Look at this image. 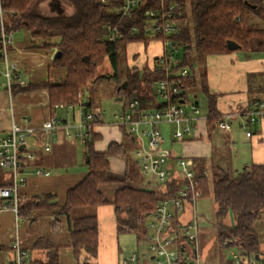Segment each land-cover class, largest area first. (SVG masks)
<instances>
[{
  "label": "trees",
  "instance_id": "16d2710c",
  "mask_svg": "<svg viewBox=\"0 0 264 264\" xmlns=\"http://www.w3.org/2000/svg\"><path fill=\"white\" fill-rule=\"evenodd\" d=\"M45 1L48 0H1V6L6 15V28L9 33L13 34L26 28L34 38L43 41V48L51 50L56 47L61 53L54 57L52 63V67L66 70V76L61 82L53 84L47 80L41 83L31 82L25 87L13 86V94L45 89L49 94L51 117L57 116L60 104H77L80 102V91L85 95L95 82L107 78L98 74V69L106 60L110 61L113 69L110 78L116 81L115 95L124 100L123 109L135 99L139 100L142 109L160 108L163 103L154 95V83L165 78V70L157 67V64L142 68L131 66L127 60V47L131 43L148 44L154 40L169 38L177 48H183V58L178 68L188 67L192 75L183 81L181 95L173 99L175 103L181 98L187 101L188 90L196 84L193 64L202 62L209 56L234 51L229 46L230 41L239 45L240 50L248 51L253 47L254 50L264 51V0H175L178 4L177 10L181 12L177 17L179 31L169 36L149 33L152 22L144 19L145 10L157 7L159 0H142L132 15L124 17L121 21L119 14L112 13L111 4H104L101 0H57L68 1L74 8L72 14L57 15L44 13L41 5ZM112 26H117L122 32L115 40H109L108 37ZM133 27H136L137 31L131 32ZM50 40L55 42L49 43ZM255 76L262 78L264 91V74ZM252 77L253 75L249 76L250 79ZM200 78L208 99L210 117L207 127L210 134L217 131L216 96L208 93L206 73ZM123 83H127L126 88ZM85 104L86 110L92 109V102ZM97 124H103L101 117ZM124 134L128 143L113 141L104 151L95 148L99 134L92 131L85 136L87 174L66 192L64 204L53 214L56 224L60 215L67 217L68 247L73 251L75 264H98L99 218L96 214L74 217L72 212L75 208L97 209L110 204L100 190L102 184L114 183L119 186L112 202L118 234L142 232L149 214L168 194L151 180L144 186L136 187L130 184L139 165L128 152L135 148V144L129 135ZM112 155L126 160L125 175L122 179L108 176ZM194 160L198 171L203 174L206 170L205 161ZM36 162L37 160L25 161V169L39 168ZM211 172L218 218L222 219L231 213L235 219L233 225L219 223L217 233L220 244L237 247L242 260L259 255L257 261L264 264L257 231L259 220L264 215V164L246 165L235 174L214 164ZM12 184V180L6 177V173L1 169L0 187ZM179 186L178 181L170 182L169 195L175 194ZM200 189L203 197L208 195L207 178L202 177ZM18 199V216L28 222L37 220V210H53L58 206L53 194H20ZM2 204L3 200L0 199V206ZM12 250L10 246L0 245V253ZM27 252L31 257V264H61L58 247L54 246L48 237L38 238ZM34 252L43 253V256L34 257ZM223 264H233V261L229 259Z\"/></svg>",
  "mask_w": 264,
  "mask_h": 264
},
{
  "label": "built area",
  "instance_id": "2783aa9c",
  "mask_svg": "<svg viewBox=\"0 0 264 264\" xmlns=\"http://www.w3.org/2000/svg\"><path fill=\"white\" fill-rule=\"evenodd\" d=\"M101 2L111 4L112 13L119 14L121 21L124 17L131 16L133 10L141 5L142 0H101ZM177 9L178 4L175 0H159L157 7L147 8L144 19L152 22L149 33L166 36L177 33L179 31L177 17L181 13ZM6 21L0 0V87L13 95V86L25 87L31 83V80L15 62L10 60L13 34L7 31ZM130 31L135 32L137 28L133 27ZM121 35L120 29L112 26L108 37L109 40H115ZM159 41L163 45L164 53L155 64L165 70L166 76L154 83V95L160 103H163L162 106L142 109L139 100L135 99L126 109L115 113L111 124H106L119 128L131 137L135 144L134 161L140 166L141 172L168 193L149 214L146 221L145 236L149 245L147 264H202L196 204L203 197L200 183L202 177L208 179V172L200 173L193 158H182L172 149L165 148L163 145L166 140L159 126L172 125L173 141L184 143L186 140L195 139L198 122L208 121L210 116L202 114L197 104H192L190 110L184 108L183 105L187 102L185 99L181 98L177 103L173 102L175 97L181 95L183 81L190 78L192 72L185 66L178 68L180 64L176 56L178 48L172 39L163 38ZM57 51L56 47L52 49L53 58ZM82 97L84 92L80 91L78 94L80 102L59 105V109L66 115L80 106L82 117L78 123H69L64 121V118L49 117L40 124L20 125L13 118L10 129L0 133V170L8 174L13 182L11 186L0 187V199L5 201L0 206V212L12 211L18 218L19 189L26 182L28 172L24 163L34 162L37 159L35 152L31 150L32 146L38 144L36 134L61 133L69 140L76 138L84 140L85 136L97 126L103 111L86 110ZM215 118L218 131L230 134L234 123L238 122L246 137L251 138L257 128L264 127V97L252 100L244 110L218 113ZM103 123L105 124L104 121ZM54 139L56 141L57 136ZM50 145V142H46L45 149L49 150ZM33 174L49 176L50 172L39 167L34 168ZM172 181H178L180 186L175 194L169 195L168 184ZM187 206H191L192 212L186 211ZM19 240L16 229L12 243L14 258L8 264H31L29 253ZM231 260L233 264H259L254 256L242 260L239 254H234ZM138 261V253L130 250L129 254L119 258L118 264H133Z\"/></svg>",
  "mask_w": 264,
  "mask_h": 264
},
{
  "label": "crops",
  "instance_id": "0c3cea01",
  "mask_svg": "<svg viewBox=\"0 0 264 264\" xmlns=\"http://www.w3.org/2000/svg\"><path fill=\"white\" fill-rule=\"evenodd\" d=\"M23 30L24 34L20 39H15V34L13 33V41L9 54L10 60L15 62L18 68L25 72L24 74L26 76L30 77L32 83H41L47 80L53 84L61 82L66 76V70L65 68L52 67L54 59L52 57V49L47 50L43 48L41 44L43 41L41 39L34 38L26 28ZM48 42L54 43L55 40H50ZM129 47H131L132 50L127 56L128 63L131 65L133 64L132 66H138L139 68L153 66L160 55L164 53L163 45L159 40L151 41L148 44L144 42L131 43L128 45L127 51ZM143 56H145L147 60H143ZM204 62L207 65L206 82L209 90L208 93L216 96L218 113L244 110L252 100L264 96V91L262 90L263 82L261 83L262 78H257L255 76L264 74V61L261 63L257 60L242 62L239 60L238 54L232 51L226 54L209 56ZM251 75H253L252 79L255 80L254 82L249 78ZM47 93L45 89L39 88V90L26 93L18 92L12 95L7 90L0 87V133L10 129L13 118H15L16 122L20 125H34L40 124L51 117V110L48 103L49 94L47 96ZM86 102L87 101L84 103ZM76 109L73 112H68L64 121L70 122V118H73L74 121H77V119L80 120L82 112L80 111V115L77 117L76 113L78 112L79 114V111L76 112ZM92 109H94L93 102ZM95 110L98 109L96 108ZM204 115H209V112L206 114L204 113ZM56 117L62 118L59 117L58 114ZM104 117L105 115L102 114L101 119L105 124H97L93 129L95 133L100 135V138L95 142L96 150L104 151L108 144L113 141L128 143V138H126L124 132L113 125L106 124L107 122ZM235 123L242 134L239 132L236 133V131H234L235 127L230 134L218 130L209 134L207 121L201 120L197 124L195 139L186 140L184 143L175 142V144H179L178 155L173 149L172 151L182 158L203 159L206 164L210 161L224 169L233 167L235 171H239L237 170V166L245 167L250 164H264V127L257 128L255 132H253V137L247 138L238 122ZM35 136L38 144L32 146L31 150L34 151L37 156V165L42 168V170L50 172V175H34L33 171L35 167H31L27 170L26 182L20 186L19 195L44 196V194H53L56 196L55 201L58 203L59 207L57 206L53 210H37V220L23 222V229L20 227L23 220H21L19 216L17 218L14 212H0V245L12 247L17 229L20 237L19 241H21L23 248L30 249L38 238L45 236L49 238L54 246L58 247L60 257V248L65 245L68 246L69 225L67 217L64 215L58 217V223L56 224L53 214L59 211L64 204L66 192L78 184L87 174V169H79L78 164L79 146L77 142L81 140L83 144H85V140H83V138L69 140L61 133L57 135L52 133H39ZM56 136L57 139L55 141L54 138H56ZM46 142L51 143L49 150L45 149ZM130 150L133 154L134 149ZM229 164L231 166H229ZM66 167L70 168V170L65 173L64 169H66ZM125 170L126 160L112 155L110 157L108 176L122 179L125 175ZM6 177L10 178L8 174H6ZM130 184L135 186L132 182ZM118 188L119 186L114 183L102 184L100 190L104 197L111 202L110 204L101 206L97 209L88 207L75 208L72 212L74 217H83L93 214L98 216L100 227L98 264H110V262H107L109 258L102 257V237L106 225L108 224L106 218L110 217V214H112L116 222L112 202L114 201V194ZM51 229H53V231ZM257 231H259V245L262 257L264 258V215L261 216L259 220ZM112 250L111 263L118 264L119 258L123 255L122 251L112 262L113 254L116 255L114 249ZM12 252H14V250H12ZM36 257H42V254L39 253ZM74 263L75 261L71 260L69 264Z\"/></svg>",
  "mask_w": 264,
  "mask_h": 264
},
{
  "label": "rangeland",
  "instance_id": "374dc122",
  "mask_svg": "<svg viewBox=\"0 0 264 264\" xmlns=\"http://www.w3.org/2000/svg\"><path fill=\"white\" fill-rule=\"evenodd\" d=\"M44 13L49 15H57L60 13H66V14H72L74 11V8L71 3L68 1H57V0H48L42 3L41 5ZM15 39H20L22 35L24 34V30H18L14 33ZM135 47V46H133ZM131 47L128 48L127 56L131 52ZM183 48H178V51L176 53V56L178 60H182L183 58ZM233 52H236L239 56V60L242 62L247 60H257L260 63L264 61V51H257L254 50L253 47L250 48V50H234ZM143 54V52H142ZM122 57V56H121ZM143 60H147L145 56L142 58ZM197 62V61H196ZM122 65L124 66V63L122 62ZM133 65V64H132ZM131 65V66H132ZM194 65V71H195V80L196 84L193 85L187 93V102L183 105L184 108L190 110L192 107V104H198L200 110H202V113L206 114L208 112V99L205 94V92L202 89L201 84V75L206 73L207 65L204 62H197ZM158 67V66H157ZM99 75H104L107 78L99 80L93 84L92 88L89 91L85 92V95L83 98L84 101H92L94 104V109L96 108L98 110L104 111L103 114L105 115V120L107 123L111 124L113 122V115L122 110L124 106V100H119L115 93H116V81L112 78H110L113 74V69L110 64L109 60H106L103 66H101L98 69ZM255 81L254 79H251V81ZM259 80V79H258ZM257 81V80H256ZM76 113L77 117L80 115V106L76 107ZM58 116L65 118L66 114L63 110H59ZM81 119V118H80ZM69 123H78L79 119L77 121H74L73 118L69 119ZM236 125V126H235ZM235 127V128H234ZM234 131L236 133H240L241 130L237 127V124L234 123ZM173 126L169 124H161L159 126V129L163 133V137H165V144L163 145L167 149H173L176 154L179 150V144H175L174 141H172V132H173ZM242 134V133H240ZM29 146H31V140H28ZM229 143V142H227ZM77 145L79 146L78 150V164L79 169L86 170L87 168L85 165V152H86V145L83 144L81 140L77 142ZM130 156L134 159L131 153V150L128 151ZM178 155V154H177ZM238 164V163H236ZM213 163L208 161L206 164V170L205 172H208V180H209V193L208 195L200 198L197 201L196 204V213L198 218V225H199V244H200V251H201V261L202 264H223L226 260L232 259L234 254H238L239 251L237 247L235 246H224L221 245L218 240V226L220 222H223L224 224L233 225L235 223V219L233 218V215L231 213H228L226 216H224L222 219H219L217 216V205H215V201L213 198V181H212V167ZM229 166H231L229 164ZM243 167L237 166V170H241ZM70 168L66 167L64 169V172L66 173ZM137 173L133 176V181L135 186H144L146 182L150 181L151 178L145 176L141 170L140 166L139 168H136ZM227 170L231 174H235L236 171L233 169V167H228ZM131 183V181H130ZM58 200V199H57ZM192 208L191 206L186 207V211H190ZM192 212V211H190ZM189 212V213H190ZM107 225L106 229L104 230V235L102 237V247H101V253L102 257L109 258L107 262L111 263V252L114 249L115 254H113L112 262L114 258L116 259V256L122 251L123 255L129 254L130 250H134L139 255V261L138 263L133 264H147L149 262V245L146 240V237L144 236V231L146 230V224L143 225L142 232L134 233H122L118 234L116 232L115 228V219L112 214H110V217H107ZM25 221L21 222V228L23 229ZM53 231V229H51ZM38 252H34V257H36ZM60 257L59 261L60 263L69 264L71 260H74L76 263V259L74 257L73 251L70 247L67 245L62 246L60 248ZM43 256V253H40ZM122 255V256H123ZM14 258V252L7 251L0 253V264H8L12 259ZM105 262V261H104ZM74 263V264H75Z\"/></svg>",
  "mask_w": 264,
  "mask_h": 264
},
{
  "label": "water",
  "instance_id": "95a60500",
  "mask_svg": "<svg viewBox=\"0 0 264 264\" xmlns=\"http://www.w3.org/2000/svg\"><path fill=\"white\" fill-rule=\"evenodd\" d=\"M229 46H230V48L231 49H234V50H237V49H239L240 47H239V45H237L236 43H234V42H229ZM61 53H60V51H57V53H56V55L54 56V57H58L59 55H60ZM123 86H124V88H126L127 87V83H123ZM119 100H121V98H118ZM183 102V101H182ZM23 148V147H22ZM257 258H259V255L258 256H256V259Z\"/></svg>",
  "mask_w": 264,
  "mask_h": 264
}]
</instances>
